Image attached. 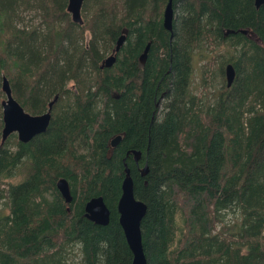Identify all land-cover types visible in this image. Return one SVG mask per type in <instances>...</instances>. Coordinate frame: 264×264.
Segmentation results:
<instances>
[{"label": "trees", "instance_id": "obj_1", "mask_svg": "<svg viewBox=\"0 0 264 264\" xmlns=\"http://www.w3.org/2000/svg\"><path fill=\"white\" fill-rule=\"evenodd\" d=\"M168 1L85 0L79 25L69 0H0V264H132L117 209L127 168L148 208V264H264V5L177 0L171 33ZM205 47L237 77L212 93L205 80L202 97L191 87ZM4 77L31 115L58 97L28 144L2 145ZM97 197L106 227L86 217Z\"/></svg>", "mask_w": 264, "mask_h": 264}, {"label": "water", "instance_id": "obj_2", "mask_svg": "<svg viewBox=\"0 0 264 264\" xmlns=\"http://www.w3.org/2000/svg\"><path fill=\"white\" fill-rule=\"evenodd\" d=\"M85 0H69L67 11L72 16L74 23L83 25L82 9ZM177 0H169L164 11V28L173 32V23L175 19L174 3ZM264 5V0H255L257 9ZM247 34V31H241ZM229 34H237L235 31H229ZM127 40V36L120 37L116 47V54L120 52L122 46ZM117 60L116 55L110 56L105 66L111 68ZM237 74L234 67L230 64L226 67L227 86L230 88ZM2 90L6 99L2 102L3 107V123L2 145L12 136L17 135L18 140L23 144L30 143L34 138L45 134L52 121L53 106L57 102L58 97L50 103L49 110L42 115H31L27 113L20 103L14 98L12 88L7 78L4 77ZM121 141V137H117L112 141V148H115ZM135 161L138 163L141 158L140 152H133ZM148 172L146 167L143 174ZM57 188L62 197L70 203L72 197L70 194L69 184L66 180L59 181ZM118 214L120 226L123 229L127 244L133 254L132 264H148L145 254L142 235V223L147 215L148 208L146 204L136 199L134 182L130 170L126 169V178L122 185V195L118 202ZM86 217L96 225L106 227L111 221V212L108 209L103 197H97L90 200L86 205Z\"/></svg>", "mask_w": 264, "mask_h": 264}, {"label": "rangeland", "instance_id": "obj_3", "mask_svg": "<svg viewBox=\"0 0 264 264\" xmlns=\"http://www.w3.org/2000/svg\"><path fill=\"white\" fill-rule=\"evenodd\" d=\"M38 20H32L30 15H27L24 25L30 26L32 24H37ZM22 26V25H21ZM90 36L88 35V39ZM206 48V47H205ZM225 54L223 49H217L216 47H207L204 56L200 55L198 52L194 57V77L192 82V91L198 96L206 95V87L204 86V81L209 83L208 90L210 93L214 91L213 87H221L222 84H227V80L224 75H222L219 70L221 66V57ZM205 87V88H204ZM203 97V96H202ZM5 100V99H4ZM79 152L83 149L79 148Z\"/></svg>", "mask_w": 264, "mask_h": 264}, {"label": "flooded vegetation", "instance_id": "obj_4", "mask_svg": "<svg viewBox=\"0 0 264 264\" xmlns=\"http://www.w3.org/2000/svg\"><path fill=\"white\" fill-rule=\"evenodd\" d=\"M229 35L228 34H226L225 35V38H227ZM121 51V50H120ZM118 54V53H117ZM117 54H116V50H115V53L114 54H112V55H116V57H117ZM112 55H110V56H112ZM110 56H108L105 60H104V66H105V62H106V60L110 57ZM116 62H117V60H116ZM115 62V63H116ZM106 67V66H105ZM226 76V75H225Z\"/></svg>", "mask_w": 264, "mask_h": 264}]
</instances>
